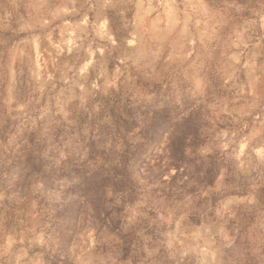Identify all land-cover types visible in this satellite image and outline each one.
Masks as SVG:
<instances>
[{
	"label": "rangeland",
	"instance_id": "rangeland-1",
	"mask_svg": "<svg viewBox=\"0 0 264 264\" xmlns=\"http://www.w3.org/2000/svg\"><path fill=\"white\" fill-rule=\"evenodd\" d=\"M0 264H264V0H0Z\"/></svg>",
	"mask_w": 264,
	"mask_h": 264
}]
</instances>
